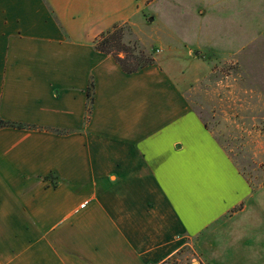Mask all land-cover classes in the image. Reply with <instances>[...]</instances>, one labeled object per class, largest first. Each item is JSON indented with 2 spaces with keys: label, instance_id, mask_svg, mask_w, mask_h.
<instances>
[{
  "label": "crops",
  "instance_id": "crops-1",
  "mask_svg": "<svg viewBox=\"0 0 264 264\" xmlns=\"http://www.w3.org/2000/svg\"><path fill=\"white\" fill-rule=\"evenodd\" d=\"M129 2L77 29L67 0H0V121L32 127L0 129V264H162L219 237L264 264L259 188L191 110L182 67L159 52L126 74L95 50Z\"/></svg>",
  "mask_w": 264,
  "mask_h": 264
},
{
  "label": "rangeland",
  "instance_id": "rangeland-1",
  "mask_svg": "<svg viewBox=\"0 0 264 264\" xmlns=\"http://www.w3.org/2000/svg\"><path fill=\"white\" fill-rule=\"evenodd\" d=\"M67 2V13L79 16L77 29L82 16L91 28L97 20L110 19L106 15L112 9L122 11L125 6L127 13L132 7L129 0ZM135 10L127 21L103 33L113 31L120 37L119 49L113 50L129 66L154 60L161 52V59H175L182 67L191 110L214 134L250 187L259 188L252 203L261 207L264 231V0H139ZM251 213L250 209V218ZM225 240L219 237L204 254L185 248L163 264H205L202 257L212 264L261 260L251 254L219 253L227 246ZM215 247L219 254H211Z\"/></svg>",
  "mask_w": 264,
  "mask_h": 264
},
{
  "label": "trees",
  "instance_id": "trees-1",
  "mask_svg": "<svg viewBox=\"0 0 264 264\" xmlns=\"http://www.w3.org/2000/svg\"><path fill=\"white\" fill-rule=\"evenodd\" d=\"M119 39L120 37H117V34L113 31H108L105 33H102L95 41H94V48L96 51L111 56L115 63L121 68V70L126 73V74H132L136 73L139 70L143 69L144 67H147L149 65H152L154 60L152 58H148L142 63L136 62L134 65H127L124 59L118 58V54L115 53V51L118 50H113L114 47H117L119 49ZM115 45V46H113ZM138 61V60H137ZM92 89H93V84L90 82L88 88H87V93H86V99H87V105H86V115H89L90 110H91V105H92ZM1 128H11V129H31L32 127L21 124V123H13V122H3L0 121V129ZM46 131H51L53 133H65L59 130H52V129H45ZM166 262V261H165ZM163 262V263H165ZM162 263V264H163Z\"/></svg>",
  "mask_w": 264,
  "mask_h": 264
}]
</instances>
